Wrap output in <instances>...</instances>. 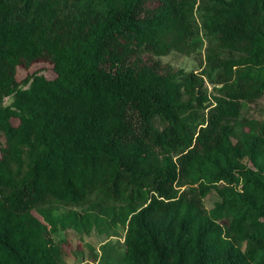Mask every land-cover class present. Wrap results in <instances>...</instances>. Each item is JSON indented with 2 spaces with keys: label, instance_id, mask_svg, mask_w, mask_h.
<instances>
[{
  "label": "trees",
  "instance_id": "16d2710c",
  "mask_svg": "<svg viewBox=\"0 0 264 264\" xmlns=\"http://www.w3.org/2000/svg\"><path fill=\"white\" fill-rule=\"evenodd\" d=\"M118 227L95 264H264V0H0V264Z\"/></svg>",
  "mask_w": 264,
  "mask_h": 264
},
{
  "label": "rangeland",
  "instance_id": "374dc122",
  "mask_svg": "<svg viewBox=\"0 0 264 264\" xmlns=\"http://www.w3.org/2000/svg\"><path fill=\"white\" fill-rule=\"evenodd\" d=\"M200 51L202 52V49H200ZM158 59L174 68L193 71H198L199 69V54L197 52L183 53L178 50H170L164 55H159ZM33 71L42 73L45 76L53 75L50 63L46 61H36L29 67L17 65L15 77L17 80H21ZM211 87L212 85L207 83V88L211 89ZM10 100L11 98L9 96L4 97L3 103H8ZM262 104L263 103H261L260 106ZM206 204L209 205L210 201ZM116 231L114 235L99 232L95 228L90 229L87 233H79L71 228L59 230L56 238L64 240V248L61 252L62 260L66 264H95L100 253H102L101 244L115 243L118 245V249L121 250L123 228L118 227Z\"/></svg>",
  "mask_w": 264,
  "mask_h": 264
}]
</instances>
